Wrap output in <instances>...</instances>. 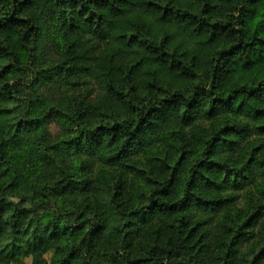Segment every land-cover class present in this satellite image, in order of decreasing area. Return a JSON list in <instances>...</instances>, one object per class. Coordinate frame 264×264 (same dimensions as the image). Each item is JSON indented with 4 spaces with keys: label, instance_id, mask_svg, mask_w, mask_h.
Listing matches in <instances>:
<instances>
[{
    "label": "trees",
    "instance_id": "obj_1",
    "mask_svg": "<svg viewBox=\"0 0 264 264\" xmlns=\"http://www.w3.org/2000/svg\"><path fill=\"white\" fill-rule=\"evenodd\" d=\"M0 264H264V0H0Z\"/></svg>",
    "mask_w": 264,
    "mask_h": 264
},
{
    "label": "rangeland",
    "instance_id": "obj_2",
    "mask_svg": "<svg viewBox=\"0 0 264 264\" xmlns=\"http://www.w3.org/2000/svg\"><path fill=\"white\" fill-rule=\"evenodd\" d=\"M8 241L4 238H0V252L6 251V249L10 248L8 246Z\"/></svg>",
    "mask_w": 264,
    "mask_h": 264
}]
</instances>
